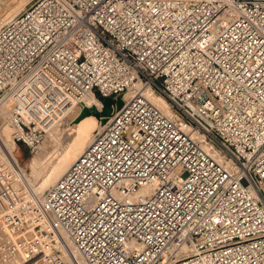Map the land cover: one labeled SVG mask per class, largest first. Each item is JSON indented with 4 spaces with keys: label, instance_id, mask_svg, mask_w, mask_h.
<instances>
[{
    "label": "built area",
    "instance_id": "obj_1",
    "mask_svg": "<svg viewBox=\"0 0 264 264\" xmlns=\"http://www.w3.org/2000/svg\"><path fill=\"white\" fill-rule=\"evenodd\" d=\"M95 92L122 104L66 172L0 203L55 238L29 264H70L64 236L84 264H264V0H31L0 23L18 147Z\"/></svg>",
    "mask_w": 264,
    "mask_h": 264
},
{
    "label": "bare ground",
    "instance_id": "obj_2",
    "mask_svg": "<svg viewBox=\"0 0 264 264\" xmlns=\"http://www.w3.org/2000/svg\"><path fill=\"white\" fill-rule=\"evenodd\" d=\"M29 1L30 0H17V3L9 8L8 6H10L9 3L11 2V0L9 2L0 0V9L2 10V8H4L3 9L4 11L0 13V23L2 21L9 19L11 16H14V14L19 9L27 5ZM133 93H134L133 91L127 92L126 94H124V98L131 96ZM154 100L157 104L162 105V102L159 101L158 99H154ZM10 101L12 102V99L9 96H6L2 100H0V109L5 103L7 102L10 103ZM101 105L102 102L98 100L97 97L89 95L83 98L82 102L79 103L75 108L73 107L71 109H68V111L65 114H63L60 118H58L56 122V126L51 131H49V140H52L54 144L52 149L53 148L58 149L61 146H68V149L65 152H58V153L56 152L53 155L50 153L53 151L51 149L39 161L33 158L31 163L32 164L31 169H33L37 174L33 173L32 175H30L29 180L32 181L33 184L37 185L41 193L44 192L45 189L47 188V183L51 180V176L57 175L56 179L49 186L47 190H49L50 187L66 172V170L70 167V164H72L75 161L78 155L89 144V142L94 138V136L110 120L111 115L101 114L96 111L97 109L99 110ZM104 110L105 107L104 109H102V111L105 112ZM93 111H95V114L97 116L94 115L92 119H88V116ZM98 114H100L103 118L99 120ZM65 121L66 123L64 125H67L68 128H65V126L63 125ZM11 124H9L8 122H3V124L0 126V150L2 152L0 153L1 154L0 174L6 173L10 165H12L8 158L9 155H11L8 151V147H12V145L16 143V140L14 137L15 128ZM79 128H81L80 131H77V129ZM7 129H9L10 132H7ZM48 154L51 155L49 156ZM23 179H25L24 182L25 181L27 182L26 178ZM19 181L20 178H17L15 182L9 183L7 180L6 183L12 189V191H14V193H17L15 194V197H17L19 200H21L22 198H26L25 201H27L28 203H32V204L35 203V200L31 197V193H30L31 190L33 191L32 187L30 186V188L28 187L21 188L19 187V185L22 181L20 183ZM44 193L42 194V196L44 195ZM64 238L67 243L66 248L68 249L69 252H71L74 256H76L74 264H84L78 252L75 249L71 250L72 248L71 244L69 243V241H67V239L69 238L67 236H65ZM184 254L185 253L183 252L182 255ZM26 262L27 261L25 258V264Z\"/></svg>",
    "mask_w": 264,
    "mask_h": 264
},
{
    "label": "rangeland",
    "instance_id": "obj_3",
    "mask_svg": "<svg viewBox=\"0 0 264 264\" xmlns=\"http://www.w3.org/2000/svg\"><path fill=\"white\" fill-rule=\"evenodd\" d=\"M3 1L9 2L10 0H3ZM29 2L27 3V5L29 4ZM16 3H17V0H11V2L9 3L10 6L8 7L10 8L11 6H14ZM27 5H25L23 8H25ZM23 8L19 9L16 13H18ZM3 9L4 8H2V10L0 9L1 11L0 13L4 11ZM12 106H13V102L10 101V103L8 102L5 103L0 109L2 110L0 111L1 113L0 114V126L3 124V122H8L9 124H11L9 117H10ZM104 107H105V104L102 103L99 110L97 109L96 111L101 114L110 115V112H106L104 110L106 112L105 113L102 111ZM94 115L97 116L95 114V111L91 112V114L88 116V119H92ZM101 118L103 117L100 114H98V119L100 120ZM65 123L66 121L63 123V125ZM64 126L65 128H68L67 125H64ZM80 129L81 128L77 129V131H80ZM7 132H10V130L7 129ZM53 146H54L53 141L49 140V132H48L45 136V139L41 143L38 152L33 155H31L30 153L27 154V150L25 148H21V152L17 154V148H18L17 143L12 145V147H8L9 153L12 154L14 158H19L20 163H21L20 165L21 169L20 171H16L15 168L12 165H10L6 173L0 174V198H1L0 203H1V206L4 207L5 210H8L10 213H13L14 210L16 209L17 204L21 202L24 203V201L26 200V198H22L21 200H19L17 197H15V194L17 193H14V191H12V189L8 186V184L6 183L7 180L10 183V182H15L17 178H20L19 183L21 181L22 182L20 183L21 186L19 185V187L30 188L31 186L33 189V192L39 199H41L42 194L54 182L57 175L51 176V180L47 183V188L45 189L44 192L41 193L37 185L33 184L32 181L29 180L30 175H32L33 173L37 174L33 169H31L32 167L31 163H32L33 158H35L37 161L41 160L45 156V154L49 150L52 149ZM67 149H68V146H61L58 149L53 148L52 149L53 153L52 152L50 153L53 155L56 152L57 153L65 152ZM13 152L15 155L13 154ZM0 153H2L1 150H0ZM51 154H48V155L50 156ZM0 157H1V154H0ZM23 178H26L28 183L26 181L24 182L25 179ZM25 204L27 205V207L34 205V203L33 204L28 203L27 201H25ZM43 225H44L43 223L33 220V222L29 224V227H30L29 229L25 230V232L19 233L18 232V228L20 229L19 225H9L6 222L2 221L0 225V235L6 236L7 239H9L10 241L14 243V246H15L14 253L17 259L14 262H10L7 252L6 251L4 252V250H0V264H25V258L27 261L26 264H29L33 261H39L42 258H44L46 255H49L55 249L56 242H55V238L48 234L49 233L48 231L45 232V227ZM25 227H27V225H25ZM0 239H2V237H0ZM67 241H69L72 247L71 250H73L74 247L72 246L73 245L72 242L69 239H67ZM61 253H63L64 257L68 259L70 264H74L76 256H74L71 252H69L67 248L62 249Z\"/></svg>",
    "mask_w": 264,
    "mask_h": 264
},
{
    "label": "water",
    "instance_id": "obj_4",
    "mask_svg": "<svg viewBox=\"0 0 264 264\" xmlns=\"http://www.w3.org/2000/svg\"><path fill=\"white\" fill-rule=\"evenodd\" d=\"M95 95L103 104H105V111L106 112H110V115H112L113 112H114L112 107H111V104L113 102H115L116 108L120 107L121 104H122V102H121L119 97L115 100L113 98H103V97L100 96V94L98 92H95Z\"/></svg>",
    "mask_w": 264,
    "mask_h": 264
},
{
    "label": "flooded vegetation",
    "instance_id": "obj_5",
    "mask_svg": "<svg viewBox=\"0 0 264 264\" xmlns=\"http://www.w3.org/2000/svg\"><path fill=\"white\" fill-rule=\"evenodd\" d=\"M21 148H22V147H18V148H17V154H19V153L21 152ZM13 154H14V152H13ZM14 155H15V154H14ZM3 192H4V191H3ZM5 195H6V194H5Z\"/></svg>",
    "mask_w": 264,
    "mask_h": 264
},
{
    "label": "trees",
    "instance_id": "obj_6",
    "mask_svg": "<svg viewBox=\"0 0 264 264\" xmlns=\"http://www.w3.org/2000/svg\"><path fill=\"white\" fill-rule=\"evenodd\" d=\"M22 148H24V147H22ZM25 149H26V148H25ZM26 150H27V154H28V153H29V152H28V149H26ZM22 159H23V158H22Z\"/></svg>",
    "mask_w": 264,
    "mask_h": 264
}]
</instances>
